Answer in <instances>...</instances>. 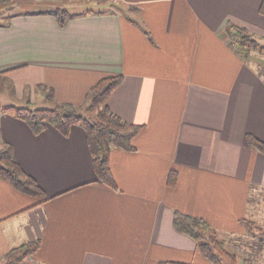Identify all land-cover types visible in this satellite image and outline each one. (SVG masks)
I'll list each match as a JSON object with an SVG mask.
<instances>
[{
    "label": "crops",
    "instance_id": "1",
    "mask_svg": "<svg viewBox=\"0 0 264 264\" xmlns=\"http://www.w3.org/2000/svg\"><path fill=\"white\" fill-rule=\"evenodd\" d=\"M113 1L129 15L93 10L62 27L47 13L69 9L64 0H32L0 26V76L15 74L20 93L40 88L47 98L52 89L54 107L78 109L102 78L123 75L108 105L143 126L134 151L111 150L110 186L81 125L68 136L52 125L35 134L0 111V145H12L44 192L27 195L0 177V264L34 241L38 264L206 263L175 228L176 212L203 218L218 237L247 231L243 220L264 188V154L248 142H264V56L242 49L228 29L264 46L263 0Z\"/></svg>",
    "mask_w": 264,
    "mask_h": 264
},
{
    "label": "trees",
    "instance_id": "2",
    "mask_svg": "<svg viewBox=\"0 0 264 264\" xmlns=\"http://www.w3.org/2000/svg\"><path fill=\"white\" fill-rule=\"evenodd\" d=\"M8 0L5 1V3ZM264 15V0L259 9ZM93 10H86L83 14H94ZM47 14L56 17L60 26L67 23L79 14L71 12L65 7L56 8ZM98 14H101L99 12ZM82 15V14H81ZM9 27L10 22L0 24ZM229 34L234 36L242 49L247 52L258 49L264 54V46L261 45L247 30L236 26H229ZM1 73L0 75H2ZM123 82V75H109L102 78L89 92L91 104L89 112H94L95 117L89 118L80 115L77 108L68 103H61L53 108L30 109L28 107L7 106L1 112L26 122L35 134L42 133L48 125L55 127L61 134L68 136L74 125H81L87 133L88 144L91 151L95 172L98 178L110 186L114 185V179L110 168L111 150L121 148L126 151H134V139L140 133L143 126L123 121L109 107L108 99L115 88ZM42 88L46 89L45 86ZM47 99H54L53 90H49ZM250 146L264 154V142L254 136L248 137ZM0 177L7 180L18 191L33 197L44 195L43 190L30 175H28L17 162L14 149L11 144L3 142L0 145ZM176 184V174L172 173L169 185ZM247 230L254 225L249 220H243ZM175 228L189 237L198 245L205 258V264H241L238 257L231 253L225 243L219 239L214 228L203 218L175 213ZM264 237V229L260 228ZM40 241L27 242L11 249L5 256L3 264H38L35 255L40 249ZM259 248L264 250V240L259 242ZM158 264H196L176 261H161Z\"/></svg>",
    "mask_w": 264,
    "mask_h": 264
},
{
    "label": "rangeland",
    "instance_id": "3",
    "mask_svg": "<svg viewBox=\"0 0 264 264\" xmlns=\"http://www.w3.org/2000/svg\"><path fill=\"white\" fill-rule=\"evenodd\" d=\"M64 1L66 2V7H68L71 12L77 14H83L86 10L91 9L95 11L118 10L125 17L130 13V10H125L121 4L120 6L113 0H106L98 3L91 0ZM30 2H32V0H12V3L6 2V4H0V23H5L7 16L11 13H19L31 9L34 3ZM249 53L264 56L258 49L252 48ZM15 76V74L9 77L5 75L0 76V111L3 107L7 106L28 107L30 109L54 107L53 102L45 97V92L40 88L31 91L28 87L20 93L18 87H16L17 82L12 79ZM90 104L91 100H89L88 105L79 107L77 111L80 115L93 119L96 113L88 111ZM253 199L254 202L251 207V215L249 216V221L254 223L252 229L250 231L247 230L243 235L229 236L227 238H224V236L219 237V239L225 243L226 248L238 257L241 264H264V250L259 248V242L264 240L262 232L259 231L260 228L264 229V188L259 189L253 195Z\"/></svg>",
    "mask_w": 264,
    "mask_h": 264
}]
</instances>
